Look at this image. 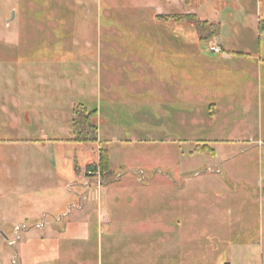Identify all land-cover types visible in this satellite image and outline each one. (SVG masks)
Listing matches in <instances>:
<instances>
[{
    "label": "rangeland",
    "instance_id": "obj_1",
    "mask_svg": "<svg viewBox=\"0 0 264 264\" xmlns=\"http://www.w3.org/2000/svg\"><path fill=\"white\" fill-rule=\"evenodd\" d=\"M186 14L219 22V36L200 40L173 17ZM263 29L264 0H0V263L51 223L75 162L109 184L115 215L151 221L130 240L121 231L119 264L132 244L147 264H258ZM75 104L96 110V143L70 141ZM98 148L111 178L93 170ZM18 223L28 228L8 246Z\"/></svg>",
    "mask_w": 264,
    "mask_h": 264
},
{
    "label": "crops",
    "instance_id": "obj_2",
    "mask_svg": "<svg viewBox=\"0 0 264 264\" xmlns=\"http://www.w3.org/2000/svg\"><path fill=\"white\" fill-rule=\"evenodd\" d=\"M220 50L217 53H225L224 57H227V50L222 46ZM58 170L51 169L50 174L54 175ZM80 174L75 162L64 168L61 175L64 185L61 182L51 200L54 212L51 223L46 227L43 224V232L30 230L23 234L17 249L19 264H119V236L124 232L123 236L130 240L151 231V221L150 224L144 221L136 224L135 219L126 220L115 215L118 200L114 194L103 196L102 188H108V183H101L96 176ZM104 206L108 207L106 211ZM164 230L166 234L171 233L165 226ZM139 255L144 256L132 244L128 247L125 264H147ZM165 257L163 264H182L178 255L166 254ZM256 258L258 264H264V248L259 250Z\"/></svg>",
    "mask_w": 264,
    "mask_h": 264
},
{
    "label": "trees",
    "instance_id": "obj_3",
    "mask_svg": "<svg viewBox=\"0 0 264 264\" xmlns=\"http://www.w3.org/2000/svg\"><path fill=\"white\" fill-rule=\"evenodd\" d=\"M173 17L176 19L185 18L193 20L194 28L200 40H212L220 34L221 27L217 21L196 20L193 14L176 15ZM95 113L96 110H88L83 104L73 105L71 119L72 137L70 141L74 143H96L98 141L97 126L91 119ZM94 165L93 170L97 169L100 176L111 178L114 175V171L109 165L108 150L106 148H98V161Z\"/></svg>",
    "mask_w": 264,
    "mask_h": 264
},
{
    "label": "built area",
    "instance_id": "obj_4",
    "mask_svg": "<svg viewBox=\"0 0 264 264\" xmlns=\"http://www.w3.org/2000/svg\"><path fill=\"white\" fill-rule=\"evenodd\" d=\"M212 50L219 52V49L216 47H212ZM44 222H40L35 224L34 226L37 228H41L43 226ZM28 228V226L25 223H18L13 227L12 230V237H5V240L8 244V246L13 247L16 242L19 240L20 238V233L24 230H26ZM10 262L11 264H19L18 263V259H17V255L16 253H13L12 255H10ZM2 264V263H0Z\"/></svg>",
    "mask_w": 264,
    "mask_h": 264
}]
</instances>
